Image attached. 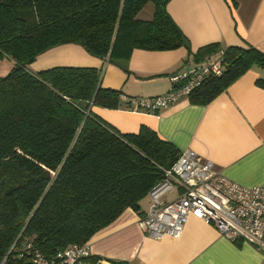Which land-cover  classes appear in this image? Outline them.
<instances>
[{"label": "trees", "instance_id": "obj_1", "mask_svg": "<svg viewBox=\"0 0 264 264\" xmlns=\"http://www.w3.org/2000/svg\"><path fill=\"white\" fill-rule=\"evenodd\" d=\"M169 1L0 0V59L14 62L0 76V264H32L34 249L48 256L82 245L127 208L141 213L176 161L181 151L149 127L120 133L92 112L128 108L124 94L100 85V69L31 67L63 44L109 62L128 59L135 48H189ZM147 3L152 17L137 18ZM201 50L222 51L223 70L194 88L192 103L206 104L248 69L264 67V51L252 45ZM100 260L90 255L80 264Z\"/></svg>", "mask_w": 264, "mask_h": 264}, {"label": "crops", "instance_id": "obj_2", "mask_svg": "<svg viewBox=\"0 0 264 264\" xmlns=\"http://www.w3.org/2000/svg\"><path fill=\"white\" fill-rule=\"evenodd\" d=\"M153 9L147 3L137 18L150 19ZM167 11L186 36L190 51L184 46L135 48L128 59L105 62L79 45L63 44L40 54L31 67L35 71L95 67L101 69L102 87L147 97L168 92L169 75L202 62L208 55L201 49L212 43L220 48L252 45L264 51V0H170ZM13 65L7 57L0 59V76ZM260 80H264V67H252L206 104L180 97L158 113L101 106L91 110L120 133H137L147 126L179 151L189 149L211 161L228 179L254 186L264 183V85ZM178 193L175 188L163 197L171 200ZM148 207L146 198L140 212ZM138 217V212L127 208L98 230L89 239L90 255L101 258V264L111 259L129 264H264L254 246L230 241L202 220L189 218L178 238L157 239L139 228Z\"/></svg>", "mask_w": 264, "mask_h": 264}, {"label": "built area", "instance_id": "obj_3", "mask_svg": "<svg viewBox=\"0 0 264 264\" xmlns=\"http://www.w3.org/2000/svg\"><path fill=\"white\" fill-rule=\"evenodd\" d=\"M222 51L208 56L187 71L169 76L168 92L147 97L121 95L128 110L151 113L187 97L208 76L222 73ZM178 189V195L166 200L163 194ZM149 207L139 214L137 224L147 236L178 238L189 218L212 225L230 241L246 242L264 257V183L244 186L225 177L213 163L192 150H184L164 178L148 193ZM26 249L31 248L29 242ZM30 253V252H29ZM90 256L89 241L44 255L31 251L32 264H80Z\"/></svg>", "mask_w": 264, "mask_h": 264}, {"label": "rangeland", "instance_id": "obj_4", "mask_svg": "<svg viewBox=\"0 0 264 264\" xmlns=\"http://www.w3.org/2000/svg\"><path fill=\"white\" fill-rule=\"evenodd\" d=\"M216 53H214V54H212V55H215ZM212 55H210V56H212ZM209 56V55H208ZM209 56V57H210ZM206 57H207V54H206ZM207 59V58H206ZM206 59H204L202 62H206ZM105 62H109L108 61V59H105ZM200 63V62H199ZM101 70V69H100ZM181 71H187V70H179V71H177V72H175V73H178V72H181ZM175 73H172V74H175ZM172 74H170L169 76H171ZM128 96V95H127ZM154 96H156V95H154ZM132 97V96H131ZM139 97H143V96H139ZM188 97V96H187ZM120 99H121V97H120ZM122 101V100H121ZM128 109V108H127ZM170 196V194L169 195H166L165 197H169ZM147 199H148V197H147ZM142 213V212H141ZM140 214V213H139ZM89 241V240H88Z\"/></svg>", "mask_w": 264, "mask_h": 264}]
</instances>
